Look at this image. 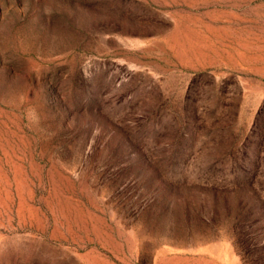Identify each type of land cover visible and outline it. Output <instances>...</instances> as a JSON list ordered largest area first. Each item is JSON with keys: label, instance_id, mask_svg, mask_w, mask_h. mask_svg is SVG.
<instances>
[{"label": "rangeland", "instance_id": "obj_1", "mask_svg": "<svg viewBox=\"0 0 264 264\" xmlns=\"http://www.w3.org/2000/svg\"><path fill=\"white\" fill-rule=\"evenodd\" d=\"M0 264H264V0H0Z\"/></svg>", "mask_w": 264, "mask_h": 264}]
</instances>
